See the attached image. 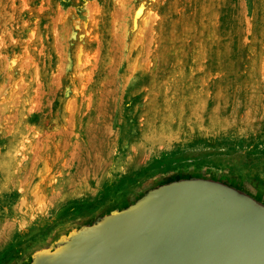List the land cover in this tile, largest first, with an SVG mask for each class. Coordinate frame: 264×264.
<instances>
[{"label":"rangeland","instance_id":"1","mask_svg":"<svg viewBox=\"0 0 264 264\" xmlns=\"http://www.w3.org/2000/svg\"><path fill=\"white\" fill-rule=\"evenodd\" d=\"M1 88L0 264L175 174L264 201V0H0Z\"/></svg>","mask_w":264,"mask_h":264},{"label":"water","instance_id":"2","mask_svg":"<svg viewBox=\"0 0 264 264\" xmlns=\"http://www.w3.org/2000/svg\"><path fill=\"white\" fill-rule=\"evenodd\" d=\"M16 264H264V201L234 183L171 175Z\"/></svg>","mask_w":264,"mask_h":264},{"label":"bare ground","instance_id":"3","mask_svg":"<svg viewBox=\"0 0 264 264\" xmlns=\"http://www.w3.org/2000/svg\"><path fill=\"white\" fill-rule=\"evenodd\" d=\"M138 12H136V14H137ZM139 15V14H138ZM137 17V16H136ZM74 34V33H73ZM76 45V44H75ZM81 45V44H80ZM80 47V46H79ZM78 48V47H77ZM14 63V60H13V62H12V64ZM22 67V66H21ZM20 67V68H21ZM38 74V73H37ZM131 76V75H130ZM7 84V83H6ZM16 85V84H15ZM6 85H4L2 88H4ZM2 88H1V90H0V95L1 96H3L4 94H3V90H2ZM5 93V92H4ZM3 99V98H2ZM6 102V101H5ZM8 102V101H7ZM30 102V101H29ZM3 103H1L0 102V113L1 114H4V113H6L7 112V106L5 107L4 105H2ZM62 106V105H61ZM69 107V106H68ZM67 108V107H66ZM64 110V109H63ZM9 112V111H8ZM29 112H30V110H29ZM8 117H10V116H8ZM25 117V116H24ZM4 118V117H3ZM2 118V119H3ZM6 118H7V116H6ZM8 119V118H7ZM13 119V118H12ZM5 121H6V119H5ZM21 121V120H20ZM27 121V120H26ZM67 121H69V120H67ZM8 123V122H7ZM27 124V123H26ZM5 125V124H4ZM9 127V126H8ZM26 127V126H25ZM25 127H24V129H25ZM3 128H4V126H3ZM67 128V127H66ZM106 129V128H105ZM11 131V130H10ZM27 132V131H26ZM28 134V133H27ZM68 134V133H67ZM111 134V133H110ZM25 137H27V135L25 136ZM11 138V137H10ZM11 141V140H10ZM14 141V140H13ZM20 142V141H19ZM21 142H23V141H21ZM35 142H36V140H35ZM64 142V141H63ZM20 144V143H19ZM24 144V143H23ZM26 144V143H25ZM30 144V143H29ZM11 146V145H10ZM22 146V145H21ZM34 146H35V144H34ZM65 146V145H64ZM67 146V145H66ZM32 148V147H31ZM21 149V148H20ZM35 149V148H34ZM73 149V148H72ZM10 151V150H9ZM80 151V150H79ZM30 152V151H29ZM20 153V152H19ZM99 147H98V144H97V147L95 146L94 147V149L91 151V154L90 153H84L83 154V157H84V165L80 168V167H78V169H79V171L77 172V174H76V176L78 175V177L80 176L81 177V180H83L84 178H82V176H87V174H89L90 173V170L91 169H94L95 168V166H102V164L100 163V162H98L97 160H99V159H97V158H99ZM5 154V153H4ZM77 154V153H76ZM90 154V155H89ZM3 155V154H2ZM6 155H8V154H5V156ZM26 155V154H25ZM21 156V155H20ZM75 156V155H74ZM73 156V157H74ZM22 157V156H21ZM60 157V156H59ZM4 158V157H3ZM20 158V157H19ZM74 158H76V157H74ZM78 158V157H77ZM8 159V158H7ZM79 159V158H78ZM77 159V161H79ZM10 160V159H9ZM63 161V160H62ZM80 161H81V159H80ZM1 162V161H0ZM82 162V161H81ZM80 162V163H81ZM80 163H79V165H80ZM3 164V163H2ZM1 164V165H2ZM14 164V163H13ZM32 164V163H31ZM30 164V165H31ZM17 165V164H16ZM5 166H7L6 164H5ZM67 166V165H66ZM81 166V165H80ZM17 168V167H16ZM96 168H98V167H96ZM95 168V169H96ZM7 169V168H6ZM9 169V168H8ZM77 169V170H78ZM101 169H103V168H101ZM99 170V168L97 169V171ZM16 171H18V169L16 170ZM95 171V170H94ZM96 171V172H97ZM91 173H92V170H91ZM95 173V172H94ZM94 173H93V176H94ZM97 174V173H96ZM95 174V175H96ZM8 175V174H7ZM90 175H92V174H90ZM74 176V175H73ZM79 177V178H80ZM95 177V176H94ZM3 178V177H2ZM85 178H87V177H85ZM72 180V179H71ZM71 180H69V181H71ZM23 181V180H22ZM68 181V182H69ZM83 181H85V180H83ZM67 182V183H68ZM74 181L72 180V182H70V183H73ZM75 183H77V182H75ZM19 184V183H18ZM84 184H85V182H84ZM87 185V184H86ZM70 186H73V185H70ZM81 186V185H80ZM19 187V186H18ZM69 187H67V189H68ZM90 188V187H89ZM71 189V188H70ZM69 189V190H70ZM73 189V188H72ZM77 190V189H76ZM81 190H83V189H81ZM88 190V189H87ZM91 190V189H90ZM52 191V190H51ZM66 191V190H65ZM72 193V192H71ZM91 193V192H90ZM74 194V193H73ZM88 194V193H87ZM59 195V194H58ZM90 195V194H89ZM92 195H94V194H92ZM64 196V195H63ZM62 196V197H63ZM88 196V195H87ZM67 197V196H66ZM64 199V198H63ZM47 200V199H46ZM66 200V199H65ZM63 201V200H62ZM23 202V201H22ZM72 202V201H71ZM82 202V201H81ZM67 204V203H66ZM59 211V210H58ZM57 211V212H58ZM61 211V210H60ZM31 217V216H30ZM63 217V216H62ZM57 220V219H56ZM0 241H2V240H0Z\"/></svg>","mask_w":264,"mask_h":264}]
</instances>
